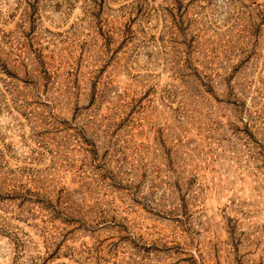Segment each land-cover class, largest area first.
I'll use <instances>...</instances> for the list:
<instances>
[{
    "label": "rangeland",
    "instance_id": "374dc122",
    "mask_svg": "<svg viewBox=\"0 0 264 264\" xmlns=\"http://www.w3.org/2000/svg\"><path fill=\"white\" fill-rule=\"evenodd\" d=\"M0 264H264V0H0Z\"/></svg>",
    "mask_w": 264,
    "mask_h": 264
}]
</instances>
